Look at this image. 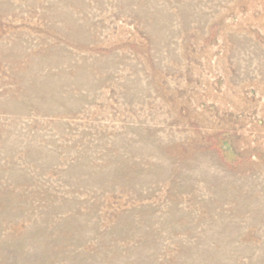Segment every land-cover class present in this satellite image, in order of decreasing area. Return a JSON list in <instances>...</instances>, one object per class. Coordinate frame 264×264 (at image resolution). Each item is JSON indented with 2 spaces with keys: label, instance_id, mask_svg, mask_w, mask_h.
Returning <instances> with one entry per match:
<instances>
[{
  "label": "rangeland",
  "instance_id": "rangeland-1",
  "mask_svg": "<svg viewBox=\"0 0 264 264\" xmlns=\"http://www.w3.org/2000/svg\"><path fill=\"white\" fill-rule=\"evenodd\" d=\"M0 264H264V0H0Z\"/></svg>",
  "mask_w": 264,
  "mask_h": 264
}]
</instances>
